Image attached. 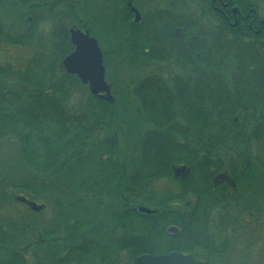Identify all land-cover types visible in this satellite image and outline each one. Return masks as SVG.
<instances>
[{
	"label": "trees",
	"instance_id": "trees-1",
	"mask_svg": "<svg viewBox=\"0 0 264 264\" xmlns=\"http://www.w3.org/2000/svg\"><path fill=\"white\" fill-rule=\"evenodd\" d=\"M247 1L256 9L257 16L264 19V0ZM124 2L125 0H118L119 4L123 5ZM36 3L39 4L41 12L42 9L47 11L46 16L51 21L50 57L44 58L41 49L23 69H11L9 66L0 72V140H17L22 165V176L0 184V187H3L4 193L6 189L14 190L44 206L49 202L55 210L119 208L123 206L122 199L116 198L115 202H108L106 206L92 199V195L111 197L119 189L121 193L124 192L125 171L123 161L118 158L117 147H98L102 135L114 128L115 122L108 119L107 115L115 113L116 107L88 94L87 101L78 108H68L65 104L67 96L75 85L81 83L76 76L66 74L61 61L73 51L69 41V29L74 27L84 30L102 44L104 35L109 37L112 33L119 32L118 26L125 30L122 20L113 14L111 19L103 21L105 17L89 11L85 0H0V18L3 16V7L13 8L15 11L13 22L10 25L4 24L5 31L0 27L3 40L6 33L13 32L18 25L23 26L21 31H17L18 39L5 40L6 44L29 46L31 41L28 35V11L33 8V4L36 7ZM241 3L236 2L235 5L243 11V4L246 3ZM3 19L5 22L4 17ZM42 19L43 17L40 21ZM259 42L258 54L242 50L240 44H231L222 57L214 52L211 56L204 55L205 50H201L197 43L194 62L196 84L205 86V73H199L205 68L217 72L226 70L227 83L252 82L256 68L264 71L263 29ZM110 50L113 52V48ZM102 52L105 60L109 52ZM115 52H122L121 45ZM39 54L42 56L39 57ZM134 57L137 59L139 56L135 54ZM263 71L258 76L259 82H264ZM224 81L221 73L212 74V79L208 80L212 95H197L195 105L189 109L180 104L142 105L140 90H133L129 95L138 100L136 116L139 125H142V129L138 130V142L130 162L132 210L136 209L137 204L155 209L158 214L154 217L163 218L160 226L163 235L168 225H177L181 228V233L190 234L189 224L175 214V211H185L188 208L189 197H166L168 193L158 194L152 189L156 181L172 177L171 166L184 164L191 168V172L197 173L195 177L188 176L179 182L180 190L177 193L187 194L190 192V184L199 183L202 177L210 178L221 170H227L237 179V164L242 160L238 148L242 144L247 148L256 145L260 152L253 161L264 162V134L253 135L251 128L247 135H240L238 124L233 121L235 111L226 113L225 106L220 102L223 95L218 93ZM260 90L263 92L264 88L261 87ZM262 92L259 98L264 102ZM151 112L154 115H149ZM167 113H171V116H166ZM263 119L264 113L261 111L260 121ZM102 122L105 123L104 126L101 125ZM249 155L248 153L243 156L244 161H248ZM102 166L103 169H100ZM82 195L84 200L80 202L79 197ZM14 197H0V206L3 203L16 202ZM43 213L38 215L43 219L38 224L35 221L23 222L0 212V264H47ZM32 216L37 218L33 212L30 217ZM133 219L138 220L132 225L133 232L140 230L150 234L155 227L147 218L134 214ZM27 229L35 237L22 244L19 241L25 235L20 237L18 234ZM188 241H185V245H177L179 251L188 252ZM163 247V250L170 249L168 245ZM152 250L161 251H149ZM145 251L148 250L136 246L131 249L133 257Z\"/></svg>",
	"mask_w": 264,
	"mask_h": 264
},
{
	"label": "flooded vegetation",
	"instance_id": "flooded-vegetation-1",
	"mask_svg": "<svg viewBox=\"0 0 264 264\" xmlns=\"http://www.w3.org/2000/svg\"><path fill=\"white\" fill-rule=\"evenodd\" d=\"M241 1L246 3L243 4V11L235 5L236 2L241 3ZM123 4L121 10L122 4L120 3L115 11L119 20L125 24V32L121 36L131 52L138 54L142 64L138 70L134 71L139 76L127 88V95H130L133 90H140L142 105L173 106L180 104L189 109L195 105L197 95H212L208 80L212 79V74L221 73L225 81L222 82L221 91L218 93L223 95L220 102L225 106L226 113L235 111L233 121L238 124L239 134L247 135L251 128L253 135L264 134V119L260 121V112L264 113V108H261L264 102H261L259 98L262 92L260 88H264V82L258 80L259 68L253 72L255 75L252 82L227 83L226 70L217 72L206 68L199 72L205 73V86L196 84L195 81L197 72L194 62L197 56V43L201 50H205L204 55L208 56L214 52L222 57L227 53L228 46L231 44L237 46L240 44L242 50L258 54L260 33L262 29L264 30V19L257 16L256 9L249 1L125 0ZM35 6L33 4V8L28 11V35L31 41L29 46L34 49L31 58H35L36 52L42 49L43 57L48 59L51 45V21L46 16V10L42 9L41 12L39 4L36 3ZM41 17H43L42 21H40ZM4 24L2 16L0 18L2 31H5L6 25ZM2 37L0 36L1 42L18 39V33L16 31L6 33L5 40ZM101 53L104 66L102 50ZM41 56L42 54H39V57ZM9 66L11 69L16 68L14 65L0 63V72L4 67ZM104 69V80L112 98L110 101L106 100L103 97L105 93L93 96L112 107L120 100L112 85H109L106 68ZM202 77L203 75L200 79ZM81 85L89 92L87 84L81 83ZM196 91L199 92L196 93ZM262 94L264 95V91ZM89 95L92 94L89 92ZM87 99L85 97L82 103ZM133 100L138 101L135 98ZM149 115L154 114L151 112ZM116 116L115 113L107 115L111 120H114ZM166 116H171V113H167ZM256 119L259 120L256 121ZM101 125L104 126L105 123L102 122ZM117 134L115 123L111 132L102 135L98 147L116 146L119 152ZM259 152L260 149H257L256 145L247 148L242 144L238 148L242 160L237 164V179L227 170H221L210 178L202 177L199 183L190 184V192L187 194L177 193L180 190L179 182L188 176L189 178L195 177L197 173L191 172V168L184 164L171 166L172 177L164 179L172 182L171 189L156 192L155 184L158 181L153 183L152 189L158 194L168 193L166 197H189L188 208L185 211H175V214L181 216L182 221L189 224L190 234L181 233V228L177 225H168L164 231L166 236L162 234L160 227L163 218L154 217L158 214L155 209L137 204L136 209L132 210L130 163L125 162L123 158L124 192L121 193L119 189L111 197L92 195L93 200L105 206L108 202H115L116 198L122 199L123 206L116 209L98 207L93 210L69 211L55 210L49 202L46 206L43 205V210L39 213L44 212L45 216L46 263L132 264L134 261L136 264V260L142 256L159 257L173 253L189 256L192 264H251L252 261L257 262L258 259H252L249 255L243 256V253H241L242 258L229 256L234 251L239 237L257 236L258 216L264 215V162L253 161ZM248 153L250 158L244 161L243 156ZM103 166L100 169H103ZM180 166L188 169L185 177H182V174L176 177L174 174L173 168ZM260 169L262 171H259ZM221 175L226 176L227 179L218 180L217 178ZM79 200L80 202L84 200L83 195L79 197ZM140 208H146L150 213L140 212ZM134 214L147 218L148 222L155 225L150 234L140 230L133 232L132 225L138 222L137 219H133ZM164 237L165 240H162ZM186 240H189L186 245L188 252L179 251V244L185 245ZM164 245L170 247L169 251L163 250ZM133 246L148 251L133 257L131 253ZM150 249L161 251H149Z\"/></svg>",
	"mask_w": 264,
	"mask_h": 264
},
{
	"label": "rangeland",
	"instance_id": "rangeland-1",
	"mask_svg": "<svg viewBox=\"0 0 264 264\" xmlns=\"http://www.w3.org/2000/svg\"><path fill=\"white\" fill-rule=\"evenodd\" d=\"M7 1L9 0H6V2ZM85 3L88 4L89 11H93L94 13L96 12L97 14H101L103 17H105L103 21H108V19H111L113 14L119 18L115 12L119 7L118 0H85ZM123 6L124 4L120 6V10L123 8ZM12 9L13 8L9 7L1 8L3 17L5 18V23L7 25H10L13 22L15 11ZM22 27L23 26L18 25L15 27L16 30L14 31L19 32L22 30ZM122 27L125 28V24L123 22ZM117 31L119 32L112 33V35L109 37L104 35L102 37V44L97 38L95 39L98 42L100 50H106L109 52V56L107 54L106 59L104 60L106 77L109 85H112L115 93L118 94V99L120 100H118L119 102H116L114 105L116 107L115 114L117 116L113 120V122H115L117 125L118 131L117 139L120 146L118 156L120 160H123L124 158L125 162L130 163L138 142V130L142 129V125H139V122L137 121L138 117L136 116L138 104L136 100H133L132 97L127 95V88L137 80L139 75L134 71L138 70L142 64L139 60V57L137 59L134 57L135 54L131 52V50L128 48V45H126V41L122 38L121 35L125 32V30L118 26ZM46 32H49L48 28ZM120 45L122 52H115L117 47H120ZM110 48H113V52L110 50ZM33 54L34 49L31 46L19 48L16 46H9L5 42L0 41L1 64L14 65V67L21 70L25 67ZM261 70L263 71V69ZM260 72H258V74ZM6 80H8V78H6ZM88 94L89 92L86 87L80 84L75 85L71 93H69L67 96L65 104L70 109H76L82 104V100L85 99ZM21 176L22 165L20 159L19 143L15 138H5L0 140V184L7 183L11 179H19ZM171 187L172 182L164 179L159 180L158 183L155 184L156 192H164L168 189H171ZM2 189L3 187H0V197H6L7 195L10 197H25L23 193L8 189H6L4 193ZM34 202L38 205H42V203L39 201ZM0 212H2L4 215H7L8 217H15L18 220L20 219L23 222L25 220L31 222L35 221V223L40 224L43 220L42 218L38 217L39 214H35L37 215V218L33 216L31 218V210L25 204L19 202L1 204ZM42 215H44V213ZM258 219L259 224L256 230L258 232L256 234L257 236L254 237L253 235V237H239L237 239V243L234 246V251L229 257H241V253H243V256L247 257V255H249L252 259H258V263H264V215L262 214L258 216ZM22 235H25L24 238L19 241L22 244H26L28 239L30 241V239L35 237V235L29 232L28 229L27 231H23L22 233L18 234L20 237ZM257 262L252 261L251 264H255Z\"/></svg>",
	"mask_w": 264,
	"mask_h": 264
},
{
	"label": "water",
	"instance_id": "water-1",
	"mask_svg": "<svg viewBox=\"0 0 264 264\" xmlns=\"http://www.w3.org/2000/svg\"><path fill=\"white\" fill-rule=\"evenodd\" d=\"M69 41L74 50L62 61L66 74L75 75L82 84H87L92 95L105 93L103 97L110 101L112 97L104 80L105 69L97 40L91 37L88 32L71 28L69 30ZM173 169L176 177L180 174L185 177L188 172L185 166L174 167ZM224 178L227 179L226 176L221 175L217 179L222 180ZM15 201L25 204L34 213H39L43 209L42 205H38L23 196H16ZM139 211L150 213L146 208H140ZM136 264H192V259L189 256L173 253L159 257L142 256L136 260Z\"/></svg>",
	"mask_w": 264,
	"mask_h": 264
}]
</instances>
